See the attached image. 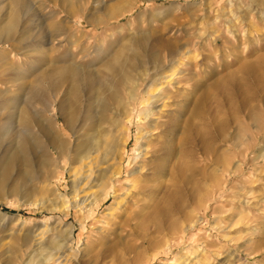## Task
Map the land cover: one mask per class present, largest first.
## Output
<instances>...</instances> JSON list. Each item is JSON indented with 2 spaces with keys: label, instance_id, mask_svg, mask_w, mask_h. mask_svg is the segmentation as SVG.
<instances>
[{
  "label": "rangeland",
  "instance_id": "374dc122",
  "mask_svg": "<svg viewBox=\"0 0 264 264\" xmlns=\"http://www.w3.org/2000/svg\"><path fill=\"white\" fill-rule=\"evenodd\" d=\"M25 1L41 8L20 16L15 37L30 30L33 50L8 59L0 49V115L7 94L21 83L10 81L15 72H23L27 83L39 71L70 61L82 71H99L122 45L139 55L145 48L159 52L164 60L165 46L188 54L167 73L177 85L163 89L166 106L151 117L152 134L144 137L151 128L135 118L128 129L126 120L118 123L121 111L110 105L106 117L113 123L103 126L109 133L103 141L111 148L73 166L85 178L78 184L81 191L74 189L72 166L46 193L36 183L18 184L12 174L0 193V264H264V98L252 109L239 107V97L230 106L225 86L218 87L231 72L241 78L242 64L257 62L254 75L264 72V0H123L108 22L118 0H71L80 11L74 16L47 0ZM90 16L104 22L94 27L87 23ZM63 21L72 37L50 42V23ZM143 78L140 72L122 92L125 119L131 109L127 93L141 91ZM87 94L83 88L81 111ZM46 97L50 104L41 110L46 125L76 147L57 111L62 92ZM195 109L198 129L210 133L192 149H179L181 125ZM213 122L224 126L221 133H211ZM10 127L12 133L20 131L14 123ZM164 147L171 155L158 173ZM183 150L189 181L159 214L176 184L172 175L179 159L173 153Z\"/></svg>",
  "mask_w": 264,
  "mask_h": 264
},
{
  "label": "bare ground",
  "instance_id": "6f19581e",
  "mask_svg": "<svg viewBox=\"0 0 264 264\" xmlns=\"http://www.w3.org/2000/svg\"><path fill=\"white\" fill-rule=\"evenodd\" d=\"M47 1L48 3L58 5L59 10L65 12L69 16H74V12L79 11V7L74 6V4L72 5L71 0ZM117 2L118 4H115L110 9V13H107L106 18L103 16L107 22L116 18V9L118 10L117 7L123 3V0H118ZM36 4L35 2L27 3L25 0H0V12L3 10V14L0 15V49L4 51L8 59L15 56V53H18V51H21L22 54H26L33 50V46L29 45L32 39L30 38V30L21 32L18 37L16 35L18 42H16L15 34L19 27L20 16L23 15V13L33 12V9L41 8V5H37L35 8ZM97 16H99L98 13ZM97 19L98 18L90 16L87 23L93 24V26L96 27L104 22L102 18L101 20ZM68 30V26L64 21L50 23V32H48L49 35L47 37L50 42L60 43L62 39L64 40V38L72 37L69 36L70 31ZM214 41H217V39ZM58 46L62 47V45ZM122 46L117 50L115 49V51L102 62L101 70L99 71H82L76 67V65L74 66V62L72 64L70 61L67 64L63 63L58 66H53L50 69L39 71L35 78L27 83L24 81L25 74L23 72H15L9 75L12 83H16L15 81H21V83L20 85H16L17 87H15L14 95L12 93L7 94V98H5L6 101L3 103L4 107H2L3 113L0 115V193L5 188L12 174H15V181L18 182V184L25 182H29L30 184L36 183L44 188V192H48L50 191V185H53V182H56L55 185L60 183L63 178V171H66L68 167L70 168L71 166L70 170H72V177L76 180H74V182L72 181L75 187L74 189L81 191L82 187L80 188L78 184L79 181L80 183L84 182L85 178H81L83 175H81L79 169L75 170L73 166L76 164H81V166H83V161L91 154H102V152H105L103 153L105 156L111 148L108 142L103 141V138L109 134L105 133V128L103 126H111V123H113L108 120L109 117L108 119L106 117L112 103H116V108L121 111L117 122H124L126 120L127 129L129 128L131 120L134 118L136 121H143L144 124L151 128L149 130L147 129L143 135L144 137L150 134L151 130L156 128L151 117L156 113H160L161 108L166 106L165 101L167 97L164 96L163 89L166 88L167 84L171 87L177 85V82H174L175 76L167 80L172 76L167 75V73L174 72L178 58L188 54V52L186 53L184 51L182 53L181 48L178 46H165V48L167 47L168 49H166L167 55L164 60L159 56V52L153 50L146 51L145 48L142 49L145 53L139 55L136 51L129 53ZM41 47L42 45H39V48ZM261 61L264 65V55ZM258 68L257 62L242 64L239 68V72L243 73L241 78L237 79L234 72H231L225 80L218 84V87L225 86L224 88L227 91L230 106L236 103L235 99L237 97L240 98L241 105L239 107L241 108L247 106L252 109V107H254L252 106L254 102L262 101L264 98L262 89L264 85V72L254 75V72H256ZM140 72L143 74L144 78L142 79V84L138 86L142 87V89L140 91L139 89L131 88L130 92L127 93L129 94L126 98L128 100L127 104L130 105L131 109L129 108V118L125 119L123 116L126 115V108L120 98L122 92L128 90L127 85H130L131 78H134ZM250 74L253 76L250 77ZM11 82L10 84H12ZM83 88L87 90L88 94L84 102L83 111H81L80 93ZM61 92L63 98L58 105L57 111L65 128L68 129L74 139L77 140V146L74 148H71L68 142L53 134L50 127L46 125L41 113V110L44 108L46 109L50 104V99L46 97V94H50V96L54 98ZM132 100L133 102H131ZM37 104L41 105L43 108L38 107L36 109ZM80 114L82 115L80 116ZM197 116L198 112L196 109L192 110L187 119L182 123L180 137L177 140L179 149H181L182 146H189V148H191L192 145L196 143L197 139L203 137L204 133H210L208 132L210 129L207 131L206 129L203 131L198 129ZM213 121L215 120L213 119ZM12 123H14L20 131L12 133L10 131V125ZM216 123L213 122L212 127H214V130L212 129L213 131H211V133H221L223 131L224 126L217 125ZM100 133L104 134L102 135ZM147 140H149V138ZM206 150L209 151L210 149L207 147ZM185 152L186 151L183 150L182 152L173 153V155L177 154V159H179L176 171L175 173L173 172L172 175V179L175 180L176 184L174 188L165 195L163 207L157 209V213L159 214L165 213L166 206L168 207L174 199L178 200L177 196L180 195V188L189 181V175L184 165L187 164ZM141 154H143V152ZM145 154H147V152ZM163 155V163L155 166V170L158 173H163L165 166L164 161L168 160V156L171 155V152L168 150L166 151L164 147ZM188 157L191 158V155ZM142 169L143 167L141 171ZM133 187L134 185H130V188ZM77 193L76 196L78 195ZM7 264L27 263H21L19 261L16 263L15 260H10Z\"/></svg>",
  "mask_w": 264,
  "mask_h": 264
}]
</instances>
